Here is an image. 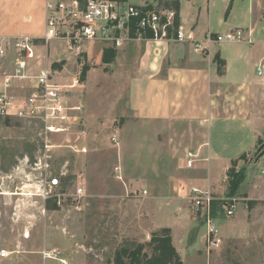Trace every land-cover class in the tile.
Wrapping results in <instances>:
<instances>
[{
  "label": "rangeland",
  "instance_id": "rangeland-1",
  "mask_svg": "<svg viewBox=\"0 0 264 264\" xmlns=\"http://www.w3.org/2000/svg\"><path fill=\"white\" fill-rule=\"evenodd\" d=\"M43 3L0 0V36L32 38V72L49 69L65 85L76 77L80 87L69 103L82 104L83 118L65 133L50 134L38 122L0 117V251L7 252L0 264H113L119 247L148 242L164 224L173 227L172 244L182 264H264V197L248 194L242 183L229 197V165L211 196L214 203H232L234 214L226 217L223 209L213 216L220 242L209 246L201 219L173 192L189 175L183 168L186 151L203 145L206 131L197 123L134 118L125 103L127 83L117 81L96 54L100 42L92 45L89 57H75L41 39ZM14 54L11 50L0 60V87L13 73ZM11 87L14 95L26 93L20 83ZM256 150L231 165L236 172L248 170L259 188L264 157L257 159ZM60 173H65L60 182L66 191L84 186L87 205L81 212L66 204L57 208L52 199L30 190L33 181ZM185 183L183 193L190 188Z\"/></svg>",
  "mask_w": 264,
  "mask_h": 264
},
{
  "label": "crops",
  "instance_id": "crops-1",
  "mask_svg": "<svg viewBox=\"0 0 264 264\" xmlns=\"http://www.w3.org/2000/svg\"><path fill=\"white\" fill-rule=\"evenodd\" d=\"M127 1L156 9L174 8L173 4L165 8V2L176 4L178 25L194 40L239 27L253 29V44L223 43L205 54L193 53L188 41L152 40L127 42L119 48L100 42L96 52L99 58L106 49L114 53L105 65L114 71L117 81L127 83L125 103L134 118L197 123L206 131L204 144L192 150L200 160L193 169L183 167L189 175L173 192L183 199L180 191L185 182L210 193L216 191L219 177L232 162L241 161L264 144V73L257 74V65L264 64V0ZM44 4L45 0L43 20ZM94 43H86L82 55L89 57ZM251 183L247 170L240 188L245 184L248 194L264 197V184L260 182L263 187L257 188ZM160 228H169L174 237L172 225Z\"/></svg>",
  "mask_w": 264,
  "mask_h": 264
},
{
  "label": "built area",
  "instance_id": "built-area-1",
  "mask_svg": "<svg viewBox=\"0 0 264 264\" xmlns=\"http://www.w3.org/2000/svg\"><path fill=\"white\" fill-rule=\"evenodd\" d=\"M44 32L45 42L62 45L66 51L79 57L86 43L102 42L112 48L122 47L132 41H171L191 42L192 52L205 54L214 45L223 43H254L253 29L235 28L226 33L207 34L203 39L194 40L185 35L177 23L174 9H156L150 6H133L127 0H45ZM14 54V69L3 79L0 87V117L17 118L24 122H38L45 133H65L82 122L81 104H70L69 96L73 89L80 87L76 77L68 85L60 84L49 69L32 72L29 60L34 57L35 47L30 37L10 40L0 36V60ZM264 73V64L257 65V74ZM12 82L20 83L25 89L23 96L12 94ZM46 147V144H45ZM197 152L186 151L185 169L190 170L199 161ZM46 165V164H45ZM37 166V163H34ZM264 176V169L261 171ZM65 173L50 175L33 181L32 193L35 197L52 199L57 208L64 205L81 212L87 205L85 188L76 184L66 191L60 182ZM184 193L186 195L184 196ZM180 191L181 197L190 205L194 217H199L205 226V238L209 246L219 245L218 227L211 211L213 197L209 190L190 187ZM142 196L146 195L143 191ZM225 216L234 214L232 203L223 204ZM7 256L0 251V258Z\"/></svg>",
  "mask_w": 264,
  "mask_h": 264
},
{
  "label": "trees",
  "instance_id": "trees-1",
  "mask_svg": "<svg viewBox=\"0 0 264 264\" xmlns=\"http://www.w3.org/2000/svg\"><path fill=\"white\" fill-rule=\"evenodd\" d=\"M169 4L175 5L173 9L177 13L178 7L174 3L165 2L164 7L168 8ZM113 58L114 53L106 49L103 51L101 61L107 64ZM227 176L229 178L227 195L232 197L236 194L245 178L244 169L236 172L232 164ZM220 210H223V204L211 203L213 216L215 215L216 217ZM113 264H182V262L173 247L171 230L169 228H160L150 234V239L146 243L130 241L119 247L114 253Z\"/></svg>",
  "mask_w": 264,
  "mask_h": 264
},
{
  "label": "water",
  "instance_id": "water-1",
  "mask_svg": "<svg viewBox=\"0 0 264 264\" xmlns=\"http://www.w3.org/2000/svg\"><path fill=\"white\" fill-rule=\"evenodd\" d=\"M257 159H261L264 157V144H261L256 150Z\"/></svg>",
  "mask_w": 264,
  "mask_h": 264
},
{
  "label": "bare ground",
  "instance_id": "bare-ground-1",
  "mask_svg": "<svg viewBox=\"0 0 264 264\" xmlns=\"http://www.w3.org/2000/svg\"><path fill=\"white\" fill-rule=\"evenodd\" d=\"M3 195H10V194H8V193H4Z\"/></svg>",
  "mask_w": 264,
  "mask_h": 264
}]
</instances>
